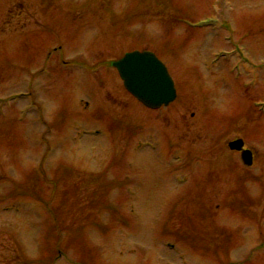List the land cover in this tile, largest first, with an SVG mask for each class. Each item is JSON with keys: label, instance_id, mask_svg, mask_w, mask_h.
Here are the masks:
<instances>
[{"label": "rangeland", "instance_id": "obj_1", "mask_svg": "<svg viewBox=\"0 0 264 264\" xmlns=\"http://www.w3.org/2000/svg\"><path fill=\"white\" fill-rule=\"evenodd\" d=\"M0 264H264V0H0Z\"/></svg>", "mask_w": 264, "mask_h": 264}, {"label": "water", "instance_id": "obj_2", "mask_svg": "<svg viewBox=\"0 0 264 264\" xmlns=\"http://www.w3.org/2000/svg\"><path fill=\"white\" fill-rule=\"evenodd\" d=\"M117 67L124 85L141 102L151 108L168 105L176 98L174 80L165 64L152 51L135 50L112 63ZM231 149L242 150L247 165L253 162V153L244 148L238 138L229 143Z\"/></svg>", "mask_w": 264, "mask_h": 264}, {"label": "flooded vegetation", "instance_id": "obj_3", "mask_svg": "<svg viewBox=\"0 0 264 264\" xmlns=\"http://www.w3.org/2000/svg\"><path fill=\"white\" fill-rule=\"evenodd\" d=\"M128 93V92H127ZM129 95H131L136 101H138L131 93H128ZM139 103H141L140 101H138ZM142 104V103H141ZM143 105V104H142ZM144 107H146L145 105H143ZM147 109H150V108H148V107H146ZM160 108H162V107H160ZM159 108V109H160ZM150 110H156V109H150ZM245 148H247L246 146H245ZM232 151H235V152H237V153H240V155H241V151H237V150H232ZM253 158H254V152H253Z\"/></svg>", "mask_w": 264, "mask_h": 264}]
</instances>
